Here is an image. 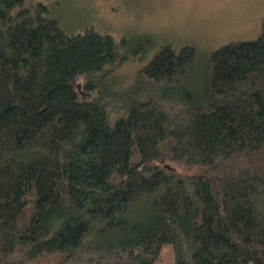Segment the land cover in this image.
<instances>
[{
  "label": "trees",
  "instance_id": "trees-1",
  "mask_svg": "<svg viewBox=\"0 0 264 264\" xmlns=\"http://www.w3.org/2000/svg\"><path fill=\"white\" fill-rule=\"evenodd\" d=\"M149 44L0 0V264H264V20L113 86Z\"/></svg>",
  "mask_w": 264,
  "mask_h": 264
},
{
  "label": "rangeland",
  "instance_id": "rangeland-1",
  "mask_svg": "<svg viewBox=\"0 0 264 264\" xmlns=\"http://www.w3.org/2000/svg\"><path fill=\"white\" fill-rule=\"evenodd\" d=\"M37 1L44 2L70 32L94 28L136 43L144 35L151 37L145 54L131 57L111 74L113 86L119 89L132 87L141 68L164 43L195 46L203 67L216 48L256 39L264 20V0H28ZM188 76L198 84L202 68H192ZM169 255L163 251L164 261Z\"/></svg>",
  "mask_w": 264,
  "mask_h": 264
}]
</instances>
